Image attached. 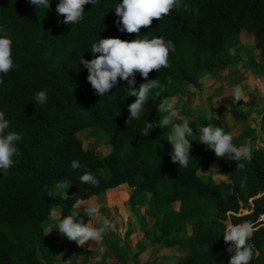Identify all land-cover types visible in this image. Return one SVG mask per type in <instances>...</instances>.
<instances>
[{
	"label": "trees",
	"instance_id": "16d2710c",
	"mask_svg": "<svg viewBox=\"0 0 264 264\" xmlns=\"http://www.w3.org/2000/svg\"><path fill=\"white\" fill-rule=\"evenodd\" d=\"M199 9L193 13L173 10L140 36L171 40L176 51L169 53L170 67L149 73L166 86L160 97L155 91L149 98L140 120L128 126V106L135 97L126 96L127 82L120 80L107 96H98L87 82L88 71L79 57L93 59L92 43L98 38H119L131 42L136 34L121 33L116 26L115 5L122 0H99L84 6V19L74 25L61 24L59 0H50L48 10L36 9L27 0H0V36L13 41V60L17 67L0 84V111L9 121L7 131L17 132V146L22 153L7 175L0 174V264H55L60 235L47 237L44 221L53 207L61 219L71 214L78 201H86L107 190L126 185L131 190L151 195L162 204L177 203L175 220L162 227L154 241L167 246L178 245L174 233L185 235L190 250L178 264H228L230 254L223 240L229 223L252 221L255 231L249 240L254 246L250 264H264V154L253 149L251 160L243 161L239 172L235 161L217 158L208 146L199 144L198 129L213 124L230 132L216 115L206 116L199 124L190 122L193 134L187 168L171 162L172 146L167 141L170 128H154L142 135L145 121L158 122L163 115L157 108L165 97H171L170 86L187 84L200 87L204 76L224 71L230 65V50L243 36L264 56V0H184ZM143 38V37H140ZM136 84L144 81L135 74ZM119 79V78H118ZM48 90V100L37 104L36 93ZM234 115L245 117L234 111ZM97 129L108 135L109 151L98 156L85 150L78 133ZM239 147V143L233 140ZM91 171L98 187L81 184L84 167L73 170L71 161ZM218 162L231 184L202 180L199 170ZM99 171H102L100 173ZM247 183L241 187V179ZM69 179L70 189L81 195H50L48 188L57 181ZM88 218L84 212H79ZM93 226H99V223ZM143 250L139 245L135 257ZM120 264L122 259L113 254ZM119 260V261H118Z\"/></svg>",
	"mask_w": 264,
	"mask_h": 264
},
{
	"label": "clouds",
	"instance_id": "9594fccd",
	"mask_svg": "<svg viewBox=\"0 0 264 264\" xmlns=\"http://www.w3.org/2000/svg\"><path fill=\"white\" fill-rule=\"evenodd\" d=\"M36 9L48 10L50 0H27ZM99 0H59L56 6L58 16L64 17L60 20L61 24H77L84 19V6L87 4L97 5ZM173 10L191 12L194 18L198 17L199 9L193 8L184 0H122V3L115 5V15L118 17L116 26L121 33L136 34L137 39L128 42L119 38L100 39L91 45L90 52L93 59L85 60L79 57V64L83 65L88 71L87 82L95 90L98 96H107L109 91L115 88L120 80L127 82L125 89L126 96L135 97V102L128 106L130 115L125 120L126 125L132 121L140 120L145 106L149 102L150 96L155 91V96L160 97L165 92L166 86L161 84L159 79H149V73L159 72L161 69L169 68V53L175 52V46L171 40H165L163 37L148 38L147 35L140 36L141 28H149L153 20H162L168 17ZM143 37V38H140ZM13 41L7 36H0V84L4 83L3 76H6L13 68L17 67L13 60L12 53ZM139 73L145 82L138 88L135 87V74ZM119 78V79H118ZM248 91H252L249 87ZM246 92L241 84L232 88V102L237 104L246 98ZM35 100L37 104L43 106L48 100V90H41L36 93ZM157 110L163 115L158 122L149 123L145 121L142 135L149 136V131L154 128H170L167 134V141L172 146V152L169 154L171 162L178 164L179 168H187L190 160L191 142L189 137L193 134V128L189 126L186 118L180 117L178 109L174 105V98L165 97L158 104ZM211 114L206 119L211 120ZM183 120L182 123L176 121ZM9 121L5 119V114L0 111V174L7 175L9 170L16 164V157L22 155L17 142L21 140V135L17 132L7 131ZM198 142L208 146L214 151L217 158H224L227 161H235L237 172L245 168L243 161L251 160L253 155V146L250 140L245 139L239 147L233 143V134L225 132L222 127L208 124L198 129ZM71 168L73 170L81 169L82 166L78 160H72ZM214 173V178L219 177L227 184H231L229 175H222L219 169L213 167L208 172ZM81 184L91 187H98L97 177L84 167L83 174L79 177ZM247 183V177L241 179V187ZM71 182L69 179L57 181V189H69ZM78 201L77 203H79ZM101 205L97 203H88L84 208V215L88 218L85 224L84 218L77 212L63 216L58 222L56 229L61 236L69 241L76 242L78 246H84L88 241L95 243L102 242L104 237L113 227L112 221L100 213ZM100 216L99 226H92V221ZM255 231L252 221H244L238 224L229 223L223 233L225 245H228L226 251L230 254L228 264H250L254 255V246L249 243ZM67 264V262H66Z\"/></svg>",
	"mask_w": 264,
	"mask_h": 264
},
{
	"label": "rangeland",
	"instance_id": "374dc122",
	"mask_svg": "<svg viewBox=\"0 0 264 264\" xmlns=\"http://www.w3.org/2000/svg\"><path fill=\"white\" fill-rule=\"evenodd\" d=\"M240 39V44L230 50V65L224 71L211 76L204 75L198 89L187 84L171 85V98H174L180 117L186 118L188 123L199 124L204 116L216 115L225 121L239 146L248 139L253 149L259 147L264 150V56L253 48L251 41L243 36ZM237 84L244 87L247 95L234 104L232 88ZM249 87L252 91H248ZM234 111L245 117L234 115ZM176 122L182 123L183 120L178 119ZM78 137L85 150L93 148L98 156L105 155L110 149L105 132L85 129L78 133ZM213 167L222 174L219 163L214 162L202 167L198 176L202 180L210 178L215 182L224 181L219 177L214 178L211 171L205 174ZM47 193L81 195L79 190L57 189L56 185L49 187ZM88 203L101 205L100 213L112 221V229L102 242L90 240L84 246H78L76 242L61 236L56 229L61 217L59 208L53 207L44 221V227L47 237H61L57 243L55 264H112L117 262L113 257L115 252L122 259L118 260L120 264H178L188 255L190 246L183 234H173L172 239L178 242L174 247L167 246L164 240L154 241L161 235L164 224L174 222L177 203H159L151 195L131 190L126 185L80 201L72 211L84 212ZM99 221L100 216H97L92 226ZM139 245L143 246V250L135 257Z\"/></svg>",
	"mask_w": 264,
	"mask_h": 264
},
{
	"label": "crops",
	"instance_id": "0c3cea01",
	"mask_svg": "<svg viewBox=\"0 0 264 264\" xmlns=\"http://www.w3.org/2000/svg\"><path fill=\"white\" fill-rule=\"evenodd\" d=\"M233 140H236V139H234L233 138ZM237 141V140H236ZM264 143V142H263ZM255 149H257V150H259L260 152H262L263 154H264V150H261L259 147H257V148H255ZM118 188V187H117ZM129 188V187H128ZM68 190V189H67ZM73 190H79L80 192H81V190L80 189H73ZM108 191V190H107ZM96 224V223H95ZM56 253V252H55ZM55 263H56V256H55Z\"/></svg>",
	"mask_w": 264,
	"mask_h": 264
}]
</instances>
